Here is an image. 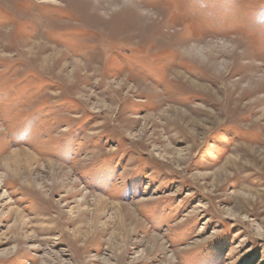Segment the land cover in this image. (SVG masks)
I'll return each mask as SVG.
<instances>
[{"label": "rangeland", "instance_id": "obj_1", "mask_svg": "<svg viewBox=\"0 0 264 264\" xmlns=\"http://www.w3.org/2000/svg\"><path fill=\"white\" fill-rule=\"evenodd\" d=\"M88 1L0 0V264H264V0Z\"/></svg>", "mask_w": 264, "mask_h": 264}, {"label": "bare ground", "instance_id": "obj_2", "mask_svg": "<svg viewBox=\"0 0 264 264\" xmlns=\"http://www.w3.org/2000/svg\"><path fill=\"white\" fill-rule=\"evenodd\" d=\"M128 2V1H127ZM101 2L98 0L97 2H94V3H92L91 2V0L90 1H88L87 2V4L92 8V9H95V8H98V7H101V4H100ZM110 3V2H109ZM109 3H107V6L108 5H110ZM228 39V38H227ZM197 48L196 47H194L193 48V52L196 50ZM236 49V48H235ZM241 56H242V54H241ZM237 58H241L240 56L239 57H237ZM179 75H183V74H179ZM191 84H193V86L194 85H199V84H197V83H195V82H191ZM17 150V151H16ZM15 151L16 152H13V153H11V155H10V163L12 162V163H17L18 161L20 162V161H22L26 166H28V165H30L31 164V162H34V161H37L38 160V158L33 154V153H31L30 151H28V150H18V149H16ZM24 151H26L25 153H24ZM49 163H52V161H49ZM53 163H55V162H53ZM55 164H57V163H55ZM58 165V164H57ZM99 197V196H98ZM247 201V198H245L244 196L242 197V201ZM105 201H107V200H105V199H101V201L99 202L98 200H97V202L96 203H98V204H96V206H100L102 203H104ZM113 206H115V208H116V216H117V220H118V225H119V227H121V228H123V227H125V226H131V227H133V228H137V226L139 225L138 223H139V220H138V218H136L134 215H132V214H130V212H129V210H127V208L125 207L126 205L125 204H122V203H120V202H114V203H111ZM124 209H125V211H124ZM85 212L84 211H81V215H83ZM146 226V225H145ZM126 228V227H125ZM150 233V232H149ZM145 239V238H144ZM157 240V236H155L154 234H152V235H150V237L148 238V241L150 242V243H152V249L154 250V242Z\"/></svg>", "mask_w": 264, "mask_h": 264}, {"label": "trees", "instance_id": "obj_3", "mask_svg": "<svg viewBox=\"0 0 264 264\" xmlns=\"http://www.w3.org/2000/svg\"><path fill=\"white\" fill-rule=\"evenodd\" d=\"M257 260V254H250L249 256H246L243 260H241V264H256Z\"/></svg>", "mask_w": 264, "mask_h": 264}]
</instances>
